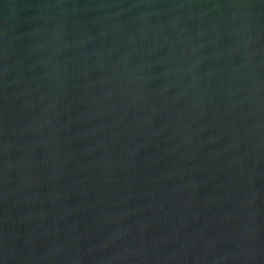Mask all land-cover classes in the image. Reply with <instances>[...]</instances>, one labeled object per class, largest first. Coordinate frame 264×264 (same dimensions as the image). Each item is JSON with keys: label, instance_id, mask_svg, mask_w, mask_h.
<instances>
[{"label": "water", "instance_id": "water-1", "mask_svg": "<svg viewBox=\"0 0 264 264\" xmlns=\"http://www.w3.org/2000/svg\"><path fill=\"white\" fill-rule=\"evenodd\" d=\"M0 264H264V0H0Z\"/></svg>", "mask_w": 264, "mask_h": 264}]
</instances>
